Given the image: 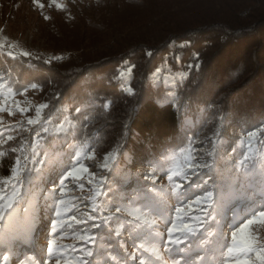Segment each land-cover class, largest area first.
<instances>
[{
  "label": "trees",
  "instance_id": "1",
  "mask_svg": "<svg viewBox=\"0 0 264 264\" xmlns=\"http://www.w3.org/2000/svg\"><path fill=\"white\" fill-rule=\"evenodd\" d=\"M122 1L126 7L113 8L110 18L97 22L99 30L85 26L90 18L76 17L74 25L60 22L45 35L50 52L70 57L59 74L36 55L0 52V84L6 88L40 90L53 83L34 125L48 159L34 175L33 192L22 193L36 202L24 217L35 222L44 213L42 226L49 209L37 185L55 187L70 155L81 149L110 153L102 174L110 198L126 204L141 196L150 211L159 201L146 188L144 166L159 175V168L165 171L168 162L187 154L193 164L209 167L197 173L186 168L190 182L174 196L217 183L215 196L230 202L249 194L250 176L264 169V0ZM13 158L1 155L0 177L10 176ZM175 177L172 188L179 190L183 185ZM131 186L136 193L128 194ZM119 222L114 217L108 228L100 225L92 252L102 251L105 239H116ZM37 227L21 229L20 243L27 245ZM120 233L130 235L123 222ZM11 245L0 259L13 255Z\"/></svg>",
  "mask_w": 264,
  "mask_h": 264
},
{
  "label": "rangeland",
  "instance_id": "2",
  "mask_svg": "<svg viewBox=\"0 0 264 264\" xmlns=\"http://www.w3.org/2000/svg\"><path fill=\"white\" fill-rule=\"evenodd\" d=\"M123 7L126 5L122 0H39L38 3L35 0H0V52L11 53V55L27 52L36 55L47 63H52L55 68L54 74H59L70 57L68 54L56 55L50 52L48 49L50 42L46 40L45 35L55 33L56 24L59 25L60 22H69L74 25L75 22L72 21L76 17L90 18L93 22L89 20L90 23L85 22V26L88 29L99 30L101 27L97 25V22L110 18V11L113 8L119 11ZM246 11L248 9L243 10L242 14ZM77 22L80 24V21L76 20ZM52 84V80H49L40 90L32 85H23L21 89L14 90L0 84V157L6 153L13 154L14 157L10 176L0 177V206L8 204L9 201L12 202L11 207L5 208L3 215L0 216V256L3 257L5 252L13 249L11 243L16 247L13 251L17 252V254L13 252V255L9 254L5 259H0V264H57V261L59 264H80V262L82 264H112L110 262L114 260L116 264H124L125 261L131 264L133 259L135 264H141V261L144 264H172L173 259L180 260L178 256L180 253L168 252L162 244L167 243V230L173 223L178 228L189 224L197 229L193 239L189 236V239H192L191 248L183 254L186 264H191L192 261L200 264L203 257L202 264H237V261L244 260L249 261L250 264H264V250H262L264 249V215H262L264 213V169L250 176L251 185L246 189L249 194L241 196V199L235 198L230 202L233 198H228L226 202L227 200L215 196L214 189L217 183L199 187L190 194L174 196V193L184 190L185 180L190 182V179L185 178L190 172L186 168L195 166L184 153L168 162L170 166L167 170L161 171L159 168L157 170L160 172L159 175L153 168L144 166L146 168L144 172L149 176H144L147 180L146 188L153 194L152 197L159 201V206H155L150 211L145 208L150 204L142 200L141 196L126 204L119 203L121 201L118 197L110 198L111 193L106 189V185L99 183L103 181L102 174L106 163L110 160L109 152H96L88 148L75 151L61 170L55 187L48 185L50 183L37 185L40 192L38 196L45 197L46 204L43 207L49 209L45 225L39 224L40 219L41 221L44 219V213L35 222H32L29 217H24L27 215L25 208H29L36 202L33 198L29 201L23 194L27 189L29 194L33 192L32 183L34 178H38L34 175L45 167L40 162L48 159L38 145L39 140L35 137L34 125L42 113L43 97L51 91ZM9 136L12 137L11 140L8 139ZM63 138L69 139L65 134ZM73 168L79 171L74 177L65 179L61 186L60 179H64L67 172ZM175 176H179L177 177L180 180L179 184L183 185L179 190L178 185L172 188L170 177L176 178ZM152 186L155 189H151ZM46 188H49V192H46ZM137 189L131 186L128 194L136 193ZM208 191L213 193L211 204L203 199ZM158 192L166 195H159ZM198 197L201 198L199 203H197ZM116 200L122 212L107 213L106 211L116 212ZM102 207L107 209L101 212ZM177 208L183 209L179 215L176 213ZM57 209L61 212L59 217L56 216ZM41 212L42 210L40 214ZM88 217H92L96 223L100 222L101 217H109L110 220L115 217L120 221L115 231H120L123 222L124 228L130 235H121L120 240L103 239L104 249L97 253L92 252L93 243L81 241L79 237L87 234L95 236L97 240L101 233L99 227L102 224L94 231H88L91 228ZM19 219L25 224L18 223ZM57 219L61 221V226L53 232L51 222ZM248 220H252L253 223L245 228L244 225L248 223ZM78 221L81 223H77ZM34 225L38 227L32 239L26 240L27 245L20 243L21 229L25 228L27 231L31 228L32 230ZM102 226L108 228L106 224ZM209 228L212 233L207 232ZM233 232L237 233L238 247L243 248L246 239L254 238L256 244L253 247H257V250L248 255H242L237 251L229 253L228 248L233 247ZM20 234L23 237V234ZM174 235L184 239L181 233ZM49 239L55 241L52 245L55 251L51 257L47 254ZM89 251L93 253L92 256L85 255ZM118 256H121L120 260ZM22 260L24 262H21Z\"/></svg>",
  "mask_w": 264,
  "mask_h": 264
},
{
  "label": "snow or ice",
  "instance_id": "3",
  "mask_svg": "<svg viewBox=\"0 0 264 264\" xmlns=\"http://www.w3.org/2000/svg\"><path fill=\"white\" fill-rule=\"evenodd\" d=\"M35 2H39V0H35ZM41 7H43V5H41ZM9 55H11V53H9ZM25 56L29 55V53L25 52L24 53ZM149 55H151V53H149ZM121 75H123V73H121ZM35 86V85H33ZM129 91H131L129 89ZM77 111H81L79 108L77 109ZM30 123H32L30 121ZM45 131H47V129H45ZM37 135H39V133H37ZM9 140L12 139L11 136L8 137ZM40 163H44L43 161H41ZM208 165H195L192 168V171L194 173H197L199 169L202 168H208ZM79 170L73 168L71 171H68L66 174V177L64 179H60L59 183L61 186H63L65 179H67L68 177H74L77 172ZM200 173V172H199ZM29 174H31V170H29ZM99 183H103V181H100ZM209 183V180H203V184H207ZM179 187V186H178ZM111 191V190H110ZM99 194V193H98ZM108 193H106L107 195ZM15 195V194H14ZM212 197H213V193L211 191H208L206 193V196L203 197L204 200H206L209 204L212 203ZM200 197L197 198V203H199L200 201ZM11 201H9L8 204L0 206V216L3 215L5 208H10L11 207ZM183 211V209L181 208H177L176 209V213L177 215H179L181 212ZM117 214H119L120 212V208L117 207L116 209ZM61 215V212L59 209L56 210V216L59 217ZM206 215H211V213H206ZM262 215H264V213H262ZM118 216V215H117ZM73 219H75V217H73ZM89 221H91V228L88 229V231H94L95 228L99 227L100 224H107L109 225L110 223V218L109 217H101L100 222L96 223L95 220L92 219V217H88L87 218ZM77 223H81L80 221H78ZM253 221L252 220H248V223L244 225V227L246 228L248 225L252 224ZM61 226V221L60 220H55L51 222V227L53 232L56 231V229L58 227ZM197 229H195L193 226L189 225V224H184L181 227H177V225L175 223L172 224L171 228H168L167 232H168V237H167V243L166 244H162V247H166L168 249V252L171 251H175L177 253H180V260L177 261L175 259H173L172 264H186V261L184 259V253H186L192 246V239H189V236L195 237V233H196ZM240 231H243V229H240ZM175 233H181L184 236V239L182 240L180 238V236L178 235H174ZM115 236L118 240H120L121 238V233L119 230L116 231ZM79 239L81 241H86V242H92L93 244H95V236H91V235H81L79 237ZM232 240H233V247L228 248V252L231 253L233 251H237L239 253H241L242 255H248L250 252L256 251L257 247H253L254 244H256V241L254 238H248L244 241V246L243 248H240L237 246V233L233 232L232 233ZM187 241V243L185 242ZM55 244V241H50L49 244L47 245L48 248V255L51 257L53 252L55 251L52 247V245ZM264 250V249H262ZM86 256H92L93 253L91 251L86 252L85 253ZM203 258H201L200 260V264H202ZM57 264H59V261H57ZM80 264H82V262H80ZM125 264H129L128 261H125ZM131 264H135V259H133L131 261ZM141 264H144L143 261H141ZM191 264H195V261H192ZM237 264H250L249 261L244 260V261H237Z\"/></svg>",
  "mask_w": 264,
  "mask_h": 264
}]
</instances>
